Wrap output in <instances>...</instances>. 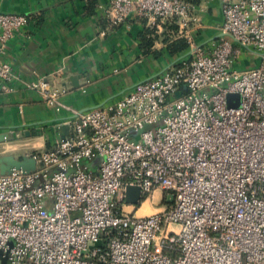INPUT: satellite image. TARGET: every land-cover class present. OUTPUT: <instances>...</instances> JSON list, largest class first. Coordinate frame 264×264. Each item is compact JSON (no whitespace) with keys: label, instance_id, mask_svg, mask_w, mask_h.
Returning a JSON list of instances; mask_svg holds the SVG:
<instances>
[{"label":"built area","instance_id":"obj_1","mask_svg":"<svg viewBox=\"0 0 264 264\" xmlns=\"http://www.w3.org/2000/svg\"><path fill=\"white\" fill-rule=\"evenodd\" d=\"M220 2L222 36L200 45L199 16L184 0H109L101 36L132 18L175 23L189 51L84 112L63 101V76L22 82L3 60L30 20L0 12V94L21 82L68 112L59 126H70L52 149L29 154L35 172L0 175V261L264 264V0ZM246 55L261 64L235 69ZM234 94L239 107L228 104ZM129 186L141 188L140 205L127 203ZM145 204L155 212L141 215Z\"/></svg>","mask_w":264,"mask_h":264},{"label":"crops","instance_id":"obj_2","mask_svg":"<svg viewBox=\"0 0 264 264\" xmlns=\"http://www.w3.org/2000/svg\"><path fill=\"white\" fill-rule=\"evenodd\" d=\"M93 1L94 13L89 14L87 8ZM184 1L199 16L193 33L195 40L200 45L218 41L224 22L220 0ZM108 4L109 0H0L2 13L36 16L9 41L3 60L14 65L22 82L46 76L69 78L70 91L62 97L63 101L84 112L118 101L138 83L163 74L188 54L189 50L170 54L167 40L179 36L171 37L170 28L157 29L148 20L132 18L115 29H107L106 35L101 36V30L107 27ZM146 32L154 33L156 38L149 53L143 49L142 36ZM260 64L258 56L246 55L235 64V69ZM67 115L68 112L58 114L50 109L38 93L26 90L18 82L14 92L0 94V135L9 136L0 143V156L18 158L52 149L60 138L56 128ZM18 144L30 151L17 156Z\"/></svg>","mask_w":264,"mask_h":264},{"label":"water","instance_id":"obj_3","mask_svg":"<svg viewBox=\"0 0 264 264\" xmlns=\"http://www.w3.org/2000/svg\"><path fill=\"white\" fill-rule=\"evenodd\" d=\"M68 81H69V78L67 80L66 78H64L62 82L60 83L63 87V90H65L66 92L70 91L68 88ZM233 100L236 101L235 104H233ZM240 101L241 99L239 95L234 94V95L228 96V104L231 107H239ZM91 109H88V110H91ZM56 131L60 134L61 139H65L70 135V126L68 125L58 126L56 128ZM8 139H9V136L4 135V134L0 135V143H3L7 141ZM36 169H37L36 160L32 158L29 154L24 155L22 157H18V158L15 157L14 155L0 156V175L11 174L13 173V171H22L26 174H29V173L35 172ZM126 201L128 204H131V205H136V206L140 205V203L142 202L141 188L138 186H129L126 190ZM172 202H173V196L170 195L167 198V203H172ZM6 263H7V258H3L0 261V264H6Z\"/></svg>","mask_w":264,"mask_h":264},{"label":"trees","instance_id":"obj_4","mask_svg":"<svg viewBox=\"0 0 264 264\" xmlns=\"http://www.w3.org/2000/svg\"><path fill=\"white\" fill-rule=\"evenodd\" d=\"M94 4L95 3L93 1V2H90V4L88 5L87 12L89 14L94 13ZM23 15L27 16L30 21H32L36 17V16H31V15H26V14H23ZM167 24H165L164 27L170 28V32L172 33L171 37L177 35L178 30H179L178 26L175 23L169 24L170 26H166ZM153 35L154 33L146 32V34L142 36L143 49L146 53H149L151 51L152 46L154 45V41L156 38H154ZM167 43H168V46H167L168 52L172 55L184 53L189 48L188 42L183 38H178L172 41L167 40ZM160 53L161 52H155L156 55H159Z\"/></svg>","mask_w":264,"mask_h":264},{"label":"rangeland","instance_id":"obj_5","mask_svg":"<svg viewBox=\"0 0 264 264\" xmlns=\"http://www.w3.org/2000/svg\"><path fill=\"white\" fill-rule=\"evenodd\" d=\"M23 140L24 141H28V140H25L24 137H23ZM16 146L18 147V149L15 151V154L17 156H20V154L23 153V152L30 151L29 148L19 147V144L16 145ZM154 212H155V210L153 209V207H151L149 204H145L144 209H142V212L140 214L141 215H148V214H151V213H154Z\"/></svg>","mask_w":264,"mask_h":264},{"label":"bare ground","instance_id":"obj_6","mask_svg":"<svg viewBox=\"0 0 264 264\" xmlns=\"http://www.w3.org/2000/svg\"><path fill=\"white\" fill-rule=\"evenodd\" d=\"M144 206H145V205H144ZM142 208H143V207H142ZM141 212H142V209H141ZM141 212H140V213H141Z\"/></svg>","mask_w":264,"mask_h":264}]
</instances>
